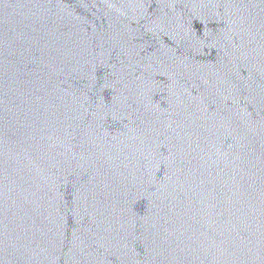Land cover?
<instances>
[{"label": "water", "instance_id": "water-1", "mask_svg": "<svg viewBox=\"0 0 264 264\" xmlns=\"http://www.w3.org/2000/svg\"><path fill=\"white\" fill-rule=\"evenodd\" d=\"M0 264H264V0H0Z\"/></svg>", "mask_w": 264, "mask_h": 264}]
</instances>
